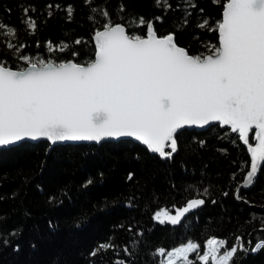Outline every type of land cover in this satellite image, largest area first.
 Masks as SVG:
<instances>
[{
	"label": "trees",
	"instance_id": "16d2710c",
	"mask_svg": "<svg viewBox=\"0 0 264 264\" xmlns=\"http://www.w3.org/2000/svg\"><path fill=\"white\" fill-rule=\"evenodd\" d=\"M229 0H0V64L89 65L94 36L121 24L132 37H158L198 59L219 51ZM254 144L253 138L250 140ZM169 159L129 140L101 145L23 144L0 150V264H161L180 246L205 243L229 264H264V166L252 189L237 192L248 148L220 125L184 130ZM203 207L181 224L168 217L191 201ZM166 212L164 220L158 218Z\"/></svg>",
	"mask_w": 264,
	"mask_h": 264
},
{
	"label": "water",
	"instance_id": "95a60500",
	"mask_svg": "<svg viewBox=\"0 0 264 264\" xmlns=\"http://www.w3.org/2000/svg\"><path fill=\"white\" fill-rule=\"evenodd\" d=\"M93 42L89 65L13 70L0 64V150L129 140L166 160L182 131L220 125L239 136L250 156L237 198L253 188L264 166V0H229L219 51L204 59L172 35L158 37L153 26L148 37L135 38L118 24ZM203 205L191 201L168 222L179 225Z\"/></svg>",
	"mask_w": 264,
	"mask_h": 264
},
{
	"label": "rangeland",
	"instance_id": "374dc122",
	"mask_svg": "<svg viewBox=\"0 0 264 264\" xmlns=\"http://www.w3.org/2000/svg\"><path fill=\"white\" fill-rule=\"evenodd\" d=\"M136 38V37H135ZM46 63L40 60L30 62L29 66H44ZM27 68V67H26ZM25 68V69H26ZM24 70V69H23ZM168 217L166 212L160 213L158 218L164 220ZM224 243L217 239H211L205 243V252L199 257L202 264H229L236 248L223 252ZM200 246L197 243H188L180 246L163 256L161 264H189L191 255L197 254Z\"/></svg>",
	"mask_w": 264,
	"mask_h": 264
}]
</instances>
